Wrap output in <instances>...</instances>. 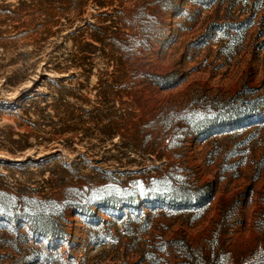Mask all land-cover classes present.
I'll return each instance as SVG.
<instances>
[{"label":"rangeland","instance_id":"374dc122","mask_svg":"<svg viewBox=\"0 0 264 264\" xmlns=\"http://www.w3.org/2000/svg\"><path fill=\"white\" fill-rule=\"evenodd\" d=\"M0 264H264V0H0Z\"/></svg>","mask_w":264,"mask_h":264}]
</instances>
